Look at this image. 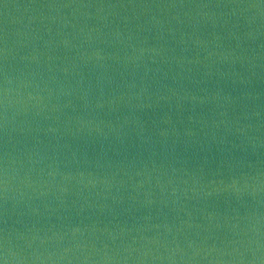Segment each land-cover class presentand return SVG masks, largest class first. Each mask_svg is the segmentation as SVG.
Wrapping results in <instances>:
<instances>
[{
    "label": "water",
    "instance_id": "95a60500",
    "mask_svg": "<svg viewBox=\"0 0 264 264\" xmlns=\"http://www.w3.org/2000/svg\"><path fill=\"white\" fill-rule=\"evenodd\" d=\"M0 264H264V0H0Z\"/></svg>",
    "mask_w": 264,
    "mask_h": 264
}]
</instances>
